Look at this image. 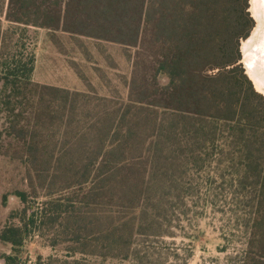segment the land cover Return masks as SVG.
I'll return each mask as SVG.
<instances>
[{
  "label": "trees",
  "instance_id": "trees-1",
  "mask_svg": "<svg viewBox=\"0 0 264 264\" xmlns=\"http://www.w3.org/2000/svg\"><path fill=\"white\" fill-rule=\"evenodd\" d=\"M247 8V0H3L2 103L33 193L16 192L19 225L0 234L12 252L51 234L47 246L74 245L57 264L123 261L134 238L163 234L189 201L221 198L231 201L220 209L236 221L230 234L243 238L241 264H264V99L239 63V40L253 27ZM29 26L122 48L132 62L124 92L34 83V55L18 32ZM24 104L26 115L12 114Z\"/></svg>",
  "mask_w": 264,
  "mask_h": 264
},
{
  "label": "rangeland",
  "instance_id": "rangeland-1",
  "mask_svg": "<svg viewBox=\"0 0 264 264\" xmlns=\"http://www.w3.org/2000/svg\"><path fill=\"white\" fill-rule=\"evenodd\" d=\"M2 2L0 0V9ZM247 5L253 30L255 20L249 11V0ZM6 28L7 23L3 22V29ZM18 30L22 31L20 44L25 51L34 55L31 74L34 83L70 92H124L123 85L130 76L132 62L123 56L126 53L122 48L82 37H71L60 30L30 26L19 27ZM246 39L239 40V52ZM239 63L245 72L241 52ZM1 91L3 88L0 81V234L6 227L19 225L23 205L16 197V192L25 190L33 196L29 187L30 174L25 169L24 159L17 155L19 144L7 133L10 122L8 110L11 105L6 107L2 103L6 92ZM24 105L15 106L12 114H17L22 108L26 109V115L29 105ZM29 200L28 207L33 205V199ZM203 200L208 204L197 199L189 201L186 215L177 210L172 224L167 229L163 226V234L134 238L127 259L122 261L112 258L104 262L92 259L91 264H241L243 238L240 234H230L229 229L233 228L236 221L220 210L230 208L231 201H221L220 198L211 205L210 199ZM49 238L51 234L42 238L27 237L16 253L12 252L10 244L0 239V264H6L5 256L16 257V262L20 264H57L54 260L65 256L64 248L71 245L64 243L50 247L47 246ZM62 239H66L65 236ZM48 257L51 263L46 262Z\"/></svg>",
  "mask_w": 264,
  "mask_h": 264
},
{
  "label": "bare ground",
  "instance_id": "bare-ground-1",
  "mask_svg": "<svg viewBox=\"0 0 264 264\" xmlns=\"http://www.w3.org/2000/svg\"><path fill=\"white\" fill-rule=\"evenodd\" d=\"M255 26L240 46L245 74L255 90L264 96V0H249Z\"/></svg>",
  "mask_w": 264,
  "mask_h": 264
}]
</instances>
